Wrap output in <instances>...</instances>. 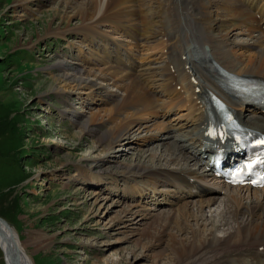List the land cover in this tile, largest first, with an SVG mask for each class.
I'll return each instance as SVG.
<instances>
[{
  "label": "bare ground",
  "instance_id": "obj_1",
  "mask_svg": "<svg viewBox=\"0 0 264 264\" xmlns=\"http://www.w3.org/2000/svg\"><path fill=\"white\" fill-rule=\"evenodd\" d=\"M62 3L65 23L70 24L72 17L82 22L79 33L85 40L82 39L80 53L87 61L72 73L54 76L57 85L54 91L65 96L71 90L85 89L84 93L93 98L100 90L105 94V103L109 104V109L89 119L76 120L82 131L96 136V151L107 152L104 157L83 159L91 166L77 167L76 182L88 187L117 186L121 178L110 174L105 165L123 155L125 148L111 150L112 147L120 144L135 151L143 144L157 141L156 147H164L166 156L156 148L138 151L137 163L119 167L122 181L131 186L126 196L119 197L134 203L128 206L129 210L124 209L125 217L117 221V226L121 224L120 228L130 229L132 224L139 223V215L143 219L149 214L143 205L147 197L162 195L155 197L157 207L175 204V208L168 210L180 209L175 213L179 217L178 236L171 246L172 252L154 264H182L184 259L195 255H199L197 259L186 264H264V198L254 195L250 197L252 201L243 203L240 198L227 196L226 208L220 209V218L215 220L205 216L203 211L213 204L215 197L205 198L207 190L199 184L197 192L192 193L190 189L196 181L189 179L208 175L198 169L207 167L200 156L207 151L205 133L210 120L217 115L209 99L210 93L224 99L242 126L264 133V106L250 97L231 95L222 86L233 78L264 82V0H62ZM173 3H181L182 8L172 11ZM97 24L106 29L98 30ZM129 27L132 33L127 31ZM72 31L74 28L67 29L63 36ZM112 33L131 36L133 45L114 43L117 39H111ZM99 43L100 48L95 50L94 46ZM78 58L79 52L77 61ZM94 61L105 67L94 69ZM157 63L163 65L155 67ZM59 66L69 68L65 63ZM108 85L116 90H110ZM172 113L177 114L175 122L162 124L163 129L158 128L153 135L148 123L159 116L165 119ZM97 119L107 121L111 127L104 132L95 131L92 124ZM189 126H192L191 131ZM141 129L147 136L133 138ZM147 160L153 166H149ZM190 161H195L198 168L192 169ZM136 177L142 178L145 186L137 187ZM161 185L174 189L163 191L159 189ZM107 191L120 193L118 188ZM196 194L201 199L194 207L204 222L201 229L189 230V226L185 227L180 221L187 214L196 215L189 200ZM98 195L94 197L95 203L99 202ZM141 211L146 214L141 215ZM128 215L133 218L124 220ZM167 217L171 219L173 215ZM4 226L6 228L0 227V249L5 264H34L18 233L10 224ZM220 229H224L223 236L217 234ZM131 231L127 241L139 235L137 230ZM140 240L129 255L130 264L140 256L137 254ZM116 256H107L92 264H122L123 258Z\"/></svg>",
  "mask_w": 264,
  "mask_h": 264
},
{
  "label": "rangeland",
  "instance_id": "obj_2",
  "mask_svg": "<svg viewBox=\"0 0 264 264\" xmlns=\"http://www.w3.org/2000/svg\"><path fill=\"white\" fill-rule=\"evenodd\" d=\"M173 6L171 10L175 12L182 8L181 3H173ZM63 7L62 0H0V216L18 233L34 264H92L107 256L117 258L116 255L123 258L122 264H130L129 255L135 250L139 239L141 244L137 254L140 256L133 264L163 261L172 252L171 246L178 236L179 217L175 213L180 209L168 210L176 205L164 204L159 209L149 211L152 204L146 201L141 204L151 215L143 219L137 215L139 223L132 224L128 227L130 229L120 228L121 224L117 226V221L125 217L124 209L129 210L128 206L134 203L119 197L126 196L127 189L131 187L122 181L120 165L137 163L138 151L156 148L158 153L166 156L164 147L158 149L157 141L143 144L135 151L120 144L113 146L111 150L120 146L125 148L123 155L113 157V161L105 165L110 174L121 178L118 187L106 184L100 188L88 187L75 180L78 166L84 169L91 166L83 159L107 154L96 151V136L92 132L82 131L76 120L89 119L93 114L109 109V104L105 103V94H101L100 90L95 92L99 95L93 98L84 93L87 92L85 89L71 90L65 96H59L54 91L57 87L54 76L72 73L87 61L83 60L85 55L80 53L81 43L85 40V36L79 33L82 22L72 17L70 24L65 23ZM95 27L100 31L106 29L98 24ZM69 28H74V31L64 37V31ZM127 31L133 32L131 27ZM113 37L117 39L114 43H134L133 38L125 33L113 34L112 40ZM100 44L95 45L94 49H99ZM85 51L88 53L87 49ZM61 63L69 68L59 66ZM93 64L96 70L105 67L95 61ZM157 64L154 66L163 65ZM109 88L116 90L113 86ZM175 115L170 114L166 119L159 116L149 122L153 135L163 129L162 124L175 122ZM110 125L97 119L92 129L104 132ZM141 131L133 134V138H145L146 131ZM147 164L153 166L149 162ZM17 166L24 172V180L9 186L3 184L7 178L17 176V171L13 170ZM190 166L196 168L193 162ZM9 172L12 175H7ZM136 178L137 187L145 186L142 178ZM117 188L120 193L107 191ZM160 188L169 189L165 186ZM225 191L250 197V193L244 190ZM97 194L99 202L95 203ZM222 194L217 195L210 208H203L205 216L215 220L220 218L219 212L226 206ZM197 199L191 198V207L196 215L187 214L180 221L185 227L189 226V230L201 229L203 220L194 207ZM145 211L140 214H146ZM171 215L173 217L168 219L167 216ZM127 218L124 220H131L133 216L128 215ZM147 228L150 230L143 232ZM133 229L139 235L127 241ZM223 233L224 229L217 231L219 236H223ZM198 256L186 258L182 264L196 260ZM0 264H5L1 249Z\"/></svg>",
  "mask_w": 264,
  "mask_h": 264
},
{
  "label": "trees",
  "instance_id": "obj_3",
  "mask_svg": "<svg viewBox=\"0 0 264 264\" xmlns=\"http://www.w3.org/2000/svg\"><path fill=\"white\" fill-rule=\"evenodd\" d=\"M18 167V166H17ZM15 167L13 170L17 171V176L13 177V178H7V181L4 182L3 184L9 186V185H13L16 183H19L20 181L24 180V172L22 171V169H20L19 167L17 168ZM12 169V167H10ZM13 172V171H12ZM7 175H12L11 172H9Z\"/></svg>",
  "mask_w": 264,
  "mask_h": 264
},
{
  "label": "water",
  "instance_id": "obj_4",
  "mask_svg": "<svg viewBox=\"0 0 264 264\" xmlns=\"http://www.w3.org/2000/svg\"><path fill=\"white\" fill-rule=\"evenodd\" d=\"M4 224L7 226V227H9V224L2 218V217H0V227L1 228H6L5 226H4Z\"/></svg>",
  "mask_w": 264,
  "mask_h": 264
}]
</instances>
